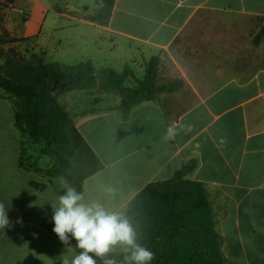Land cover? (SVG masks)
<instances>
[{
  "label": "crops",
  "instance_id": "1",
  "mask_svg": "<svg viewBox=\"0 0 264 264\" xmlns=\"http://www.w3.org/2000/svg\"><path fill=\"white\" fill-rule=\"evenodd\" d=\"M64 3V11H53L42 0H0V37L9 39L1 48L19 51L35 66H68L62 61L68 57L75 65L91 61L117 72L125 66L142 72L158 56L157 78L183 82L182 89L141 102L126 117L112 110L120 103L115 94L53 91L103 166L85 180V198L125 214L148 184L194 163L185 179L207 192L225 264H264V38L255 43L264 27V0H115L104 27L86 20L101 4L81 12ZM58 10L74 22L67 26L74 34L47 39L45 11ZM36 13V28L29 30ZM80 91L90 108L77 101ZM14 115V99L0 89V202L11 222L0 230V264H63L81 251L75 239L65 245L53 232L51 203L66 184L19 165L21 155L39 168L52 161L40 158V147L31 148ZM181 124L191 131L164 139L169 125ZM35 183L45 186L37 191ZM105 187L114 189L113 197Z\"/></svg>",
  "mask_w": 264,
  "mask_h": 264
},
{
  "label": "trees",
  "instance_id": "2",
  "mask_svg": "<svg viewBox=\"0 0 264 264\" xmlns=\"http://www.w3.org/2000/svg\"><path fill=\"white\" fill-rule=\"evenodd\" d=\"M114 3L115 0H102L99 9L86 20L107 26ZM262 38L264 27L255 43ZM9 51L0 66V89L14 99L15 127L28 141L39 145L41 156L52 161L49 167L39 168L36 160L21 155L19 165L28 166L46 179L60 178L77 191L83 192L85 180L103 166L57 103L53 91L115 94L120 103L112 110L126 117L137 104L183 87L180 80L157 78L158 56L145 64L144 74L138 79L130 66L121 72L97 69L91 61L74 66H35L15 60V52ZM127 81L133 85L126 86ZM194 168V163L185 164L172 178L148 184L126 206L125 214L137 225L140 242L155 253L151 264H225L207 192L202 184L185 179ZM32 186L40 191L45 185ZM110 256L119 262L124 253Z\"/></svg>",
  "mask_w": 264,
  "mask_h": 264
},
{
  "label": "clouds",
  "instance_id": "3",
  "mask_svg": "<svg viewBox=\"0 0 264 264\" xmlns=\"http://www.w3.org/2000/svg\"><path fill=\"white\" fill-rule=\"evenodd\" d=\"M181 131L187 133L191 126L169 125L164 139H173ZM103 191L108 197L114 195L111 187H105ZM51 207L53 232L65 245L75 239L76 248L81 250L71 260L63 258V264H151L155 259V253L140 242L137 225L126 214L110 209L100 199H86L82 191L66 185ZM16 222L22 223L21 220ZM10 226L6 204L0 202V230ZM116 248L124 253L122 261L110 256Z\"/></svg>",
  "mask_w": 264,
  "mask_h": 264
},
{
  "label": "rangeland",
  "instance_id": "4",
  "mask_svg": "<svg viewBox=\"0 0 264 264\" xmlns=\"http://www.w3.org/2000/svg\"><path fill=\"white\" fill-rule=\"evenodd\" d=\"M42 1H44L47 4V6L53 11L56 10L55 8H57L59 10H62L63 7H64V4H65L64 1H66L69 6H71L72 8L75 7L76 9H78L76 11H81L82 12L84 8H87V10L91 12V11L96 9L101 4L102 0H42ZM59 10L57 11V13L45 11V17H46V20H47V22L45 23V33H46L47 39H50L51 36L60 37L61 39H64L65 37H69L72 34H74V33H71L72 31H70L68 29L69 25H73L74 22L66 20L65 18H61L58 15L59 14ZM62 11H64V10H62ZM71 11H73V10H71ZM71 15H77V14L72 12ZM39 18H40L39 13H36L35 16H31V20L32 21H31L29 30H32V29L36 28V22L39 20ZM59 24H63L65 27L64 28H62V27L58 28ZM0 30H1V27H0ZM76 32H77L76 35H78L79 34L78 31H76ZM8 40H9L8 37L5 36V35L0 37V58H2L0 66L4 65L6 54L10 52L8 49L5 50V49L1 48V45L3 43L8 42ZM48 56L52 57V58H55L56 57V52L51 50V51L48 52ZM14 58L17 61H21L22 60L19 51L15 52V57ZM62 61H64L65 65H68V66L75 65L76 63H78V62H69V58L68 57L63 59ZM134 72H135L136 78H138V79H140L143 76V74H144V71L141 72L139 67L135 68ZM125 85L131 87L133 84H132V82L127 81ZM84 94H86L84 91L77 92V95L80 98L82 97V99H77V101L86 102V103L83 104L84 108L85 107L90 108V106H89V98L86 95H84ZM103 106L104 105H100L99 107L101 108ZM31 148L39 149V145L32 144ZM28 158H31V157H28ZM40 158L45 160V161H50L51 160L49 157L40 156ZM25 159H27V156H25Z\"/></svg>",
  "mask_w": 264,
  "mask_h": 264
}]
</instances>
